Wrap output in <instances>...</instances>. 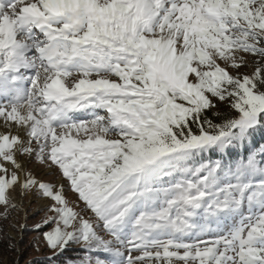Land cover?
Segmentation results:
<instances>
[{
    "label": "snow or ice",
    "instance_id": "6c2138e0",
    "mask_svg": "<svg viewBox=\"0 0 264 264\" xmlns=\"http://www.w3.org/2000/svg\"><path fill=\"white\" fill-rule=\"evenodd\" d=\"M25 199L49 261L264 264V0H0L21 234Z\"/></svg>",
    "mask_w": 264,
    "mask_h": 264
},
{
    "label": "rangeland",
    "instance_id": "374dc122",
    "mask_svg": "<svg viewBox=\"0 0 264 264\" xmlns=\"http://www.w3.org/2000/svg\"><path fill=\"white\" fill-rule=\"evenodd\" d=\"M35 170L37 171V174H40L41 171H43L42 169H40L38 166H34ZM45 179H52L53 177H44ZM68 197L69 199H74V196L69 192L68 193ZM42 202L33 200L32 203H28L27 199H25V207L28 210V229L25 230L22 234L17 230H14L10 227V224L12 223H18L21 221V217L14 215L13 217H10L9 220H0L2 221V223L4 222L5 228H6V232L7 234L13 236L17 241H18V249H19V253L22 252V250L25 251L26 246L25 247H21L19 245V243H23L25 245H29V240L33 237H35L37 234L34 231H30V229L32 228V225L37 222L41 216L43 215V213L41 211H38V209L41 207ZM29 230V231H28ZM31 239V240H32ZM30 240V243H31ZM37 247L39 248V250H37ZM29 251H31L30 249L26 250L27 254L30 253ZM33 251L35 252H39L42 254H50V250H48L43 244H39L37 245ZM3 264L5 262V259H2ZM16 264V263H15Z\"/></svg>",
    "mask_w": 264,
    "mask_h": 264
},
{
    "label": "trees",
    "instance_id": "16d2710c",
    "mask_svg": "<svg viewBox=\"0 0 264 264\" xmlns=\"http://www.w3.org/2000/svg\"><path fill=\"white\" fill-rule=\"evenodd\" d=\"M0 228L3 229V233H0V264H3L2 259H5L4 264H15V263L17 264V261H18V264H29V262H31V264H62L63 260L66 257L75 258L77 255V252L70 249L67 253H65L64 257H61L58 260L49 261L47 257L50 256L51 253L42 254V253L33 251L35 247L33 246L32 238H31L32 240L30 239L31 243L29 240L28 246L23 243H19L21 247L26 246L27 249H25V251L22 250V252L20 253L18 251H9L7 248V242L6 240L3 239V234L7 232H6L4 222L2 223V221H0ZM30 231L32 230L30 229ZM73 247L76 248V246H73ZM28 249H30L31 251H29L30 253L27 254L26 250Z\"/></svg>",
    "mask_w": 264,
    "mask_h": 264
}]
</instances>
